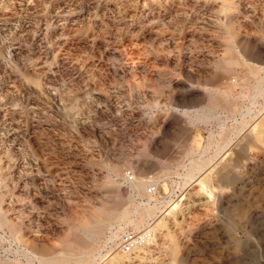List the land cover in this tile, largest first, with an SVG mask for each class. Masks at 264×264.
I'll use <instances>...</instances> for the list:
<instances>
[{
	"label": "rangeland",
	"instance_id": "rangeland-1",
	"mask_svg": "<svg viewBox=\"0 0 264 264\" xmlns=\"http://www.w3.org/2000/svg\"><path fill=\"white\" fill-rule=\"evenodd\" d=\"M231 2L0 0L4 264L90 251L114 208L151 200L154 225L180 199L129 264H264V142L249 132L264 123V91L250 96L264 82V0ZM248 108L253 121L200 176L242 162L210 180L212 196L196 177L184 183ZM135 176L148 180L142 194L130 191ZM103 226L97 264L123 250L125 232L108 239Z\"/></svg>",
	"mask_w": 264,
	"mask_h": 264
},
{
	"label": "bare ground",
	"instance_id": "bare-ground-1",
	"mask_svg": "<svg viewBox=\"0 0 264 264\" xmlns=\"http://www.w3.org/2000/svg\"><path fill=\"white\" fill-rule=\"evenodd\" d=\"M223 3L225 5H232L231 0H223ZM233 6V5H232ZM246 50V49H245ZM234 52V51H232ZM233 54V53H232ZM233 56H235L233 54ZM232 56V57H233ZM239 59V58H238ZM243 59V58H242ZM240 61V60H239ZM245 61V60H244ZM242 62V61H241ZM246 62V61H245ZM248 63V62H247ZM224 64V63H223ZM222 64V65H223ZM226 65V64H225ZM222 69V68H221ZM230 72V71H229ZM227 74V72H226ZM230 74V73H229ZM242 77V76H241ZM248 80V79H247ZM234 81V80H233ZM240 81V80H239ZM242 81V80H241ZM244 81V80H243ZM231 83V82H230ZM245 83V82H244ZM229 84V83H227ZM237 84V83H236ZM249 84V81H248ZM236 86V85H235ZM250 87V86H249ZM232 88V85H229V90L230 91ZM235 90V89H234ZM250 96H255V94H257L258 92L264 91V82H257L253 85L252 89L250 90ZM233 92V91H232ZM226 93V92H225ZM234 94V93H233ZM221 95V94H220ZM225 95V94H224ZM217 96V95H216ZM223 97V96H222ZM233 97V96H232ZM211 98V97H210ZM213 98V97H212ZM225 98V97H224ZM218 99V98H216ZM216 99L215 102H216ZM234 99V98H233ZM221 100V99H219ZM226 101V100H225ZM228 101V100H227ZM226 101V102H227ZM230 102V101H229ZM211 103V102H210ZM221 103V102H220ZM232 103V102H231ZM236 103V102H235ZM213 104V103H212ZM217 105V103H216ZM225 105V104H224ZM233 105V104H232ZM235 105V104H234ZM233 105V106H234ZM219 106V105H218ZM228 107V106H227ZM213 108V106H212ZM223 108V106H222ZM230 108V107H229ZM209 109V107H208ZM217 109L219 110V108L217 107ZM233 109V108H232ZM222 110V109H220ZM206 111V110H204ZM205 113V112H204ZM207 113V112H206ZM205 116V115H204ZM210 116V114H209ZM247 116H250L251 118H248ZM210 117H207V119H209ZM253 116L251 115V111L248 108V111L242 115V120L236 121V125L233 128H230L228 130H226V127H223L222 130V141L218 142L216 146H218V149L216 148L215 153L205 159H200V160H191L190 165H188L186 167V171L184 173L185 179H184V183H187L191 178L196 177L198 179V184L200 189L204 190L205 192H208V194L210 196L213 195L214 192V188L209 184L210 180L212 179H222V177H226L228 176V171L230 169L229 165H239L242 160L241 158L244 157L245 158V154L242 155L240 154L238 158L231 156L227 162L222 163L221 166H219L217 169H211V171L209 173H207L204 176H200L202 170H204L205 166L207 164H210L211 161L213 160V158L222 150H224L233 140L234 137L238 136L242 130H244L249 123H251L253 121ZM262 119V118H261ZM263 120V119H262ZM221 125V124H220ZM224 125V123H223ZM222 125V126H223ZM228 127V126H227ZM261 129H264V123H257L255 124L251 129H250V133L252 134L253 137L257 138L259 140V132ZM221 132V131H220ZM245 134V133H244ZM216 136H220V135H216ZM252 137V138H253ZM214 138V136H213ZM248 138V137H247ZM247 138L245 140H247ZM249 139V138H248ZM214 141V140H213ZM217 142V141H216ZM245 142V141H243ZM249 142V141H248ZM215 143V142H214ZM247 144V143H246ZM209 146V145H208ZM255 146L256 145H252ZM214 147V146H213ZM212 147V148H213ZM247 147V146H246ZM211 148V147H210ZM245 150V148H243ZM242 150V149H241ZM240 153V152H239ZM220 154V153H219ZM215 159V158H214ZM230 175V174H229ZM224 181V180H222ZM228 182V181H227ZM148 183V180H146L145 178L139 177V176H135L133 178V180H131V192L137 191L139 193H143L146 190V185ZM227 184H230V182H228ZM225 185V184H224ZM228 187V186H227ZM183 199V198H182ZM133 204V203H132ZM181 206V199L180 200H173L171 202L170 205V210L164 215L162 216L158 222L156 224H152L150 223V217H152V215L156 212L157 206L156 205H152L151 200L143 203L142 205H138V204H133L129 207L126 208H114V210H111L107 217H105V219L103 218V220L99 221V219L97 221L98 224L95 225V229H93L92 232V238L93 241H91L90 243H88L89 248L91 249L90 251H85L84 253H78V254H71L69 252H62L60 256H46V255H40V256H36L39 260V264H88V263H93V264H97L98 263V255L95 254L94 249H96V241L99 237V234L103 233L105 228L103 226V224H106L107 226H110V228L112 229V224L118 223V228L114 231L113 229L111 230L110 234L108 235V239H113L115 237V235H117L120 232H127V224H132L134 225L136 228H144L148 230V238H146L143 242H141L140 244L136 245L134 247V249L130 252L125 251V250H114L113 251V246H110V248L107 250V254L111 251V252L107 257V261L104 264H129L131 263V261H133V259L135 257H143L142 252L145 251V247L150 246V244L152 243V241L155 239L157 231L159 230V228L166 226L167 225V217L169 214L176 212V210H178ZM104 208V207H103ZM101 209V208H100ZM105 209V208H104ZM107 211V210H106ZM97 216V215H96ZM106 216V215H105ZM94 221V220H93ZM92 222V221H91ZM3 223V222H2ZM87 224V223H86ZM116 225V224H115ZM106 226V227H107ZM115 227V226H114ZM90 229L92 227H89ZM115 229V228H114ZM86 230V229H84ZM89 231V230H88ZM90 232V231H89ZM15 233V232H14ZM82 234V233H81ZM16 234H14L15 236ZM90 235V234H89ZM77 236V235H76ZM80 237V236H79ZM88 237V236H87ZM17 239H20L21 237H16ZM75 238V237H74ZM77 240V239H76ZM83 239L81 238V241ZM71 241V240H68ZM75 241V239H74ZM80 240L78 239V242ZM80 241V244H81ZM87 241V240H86ZM90 241V240H89ZM73 243V242H72ZM71 243V244H72ZM75 243V242H74ZM77 243V242H76ZM86 243V242H85ZM71 244H69L71 246ZM79 245V244H78ZM82 245V244H81ZM80 245V246H81ZM79 246V247H80ZM85 246V245H84ZM69 248V247H68ZM78 251V250H77ZM72 252V250H71ZM60 254V253H59ZM56 255V254H55ZM73 256V260H69L68 256ZM63 256H67L68 260L64 261L63 260ZM64 257V258H65ZM71 259V258H70ZM31 264H38L36 260H34L31 256V258L29 259ZM20 259L17 258L16 262L13 264H20ZM0 264H4L3 259H0Z\"/></svg>",
	"mask_w": 264,
	"mask_h": 264
},
{
	"label": "built area",
	"instance_id": "built-area-1",
	"mask_svg": "<svg viewBox=\"0 0 264 264\" xmlns=\"http://www.w3.org/2000/svg\"><path fill=\"white\" fill-rule=\"evenodd\" d=\"M148 236V230H143L142 232L127 231L121 236L120 246L125 251L133 250L136 245L143 242Z\"/></svg>",
	"mask_w": 264,
	"mask_h": 264
},
{
	"label": "snow or ice",
	"instance_id": "snow-or-ice-1",
	"mask_svg": "<svg viewBox=\"0 0 264 264\" xmlns=\"http://www.w3.org/2000/svg\"><path fill=\"white\" fill-rule=\"evenodd\" d=\"M29 2L31 3L32 0H29ZM258 31H259L261 37H264V24H261L259 26ZM254 142L255 143H262V142H264V129H261L260 132H259V140L257 141V140L254 139Z\"/></svg>",
	"mask_w": 264,
	"mask_h": 264
}]
</instances>
